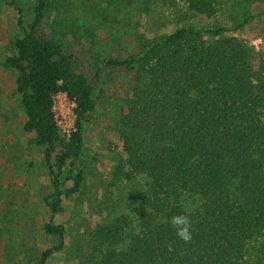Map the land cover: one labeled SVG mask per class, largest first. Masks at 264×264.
Instances as JSON below:
<instances>
[{"label":"trees","instance_id":"1","mask_svg":"<svg viewBox=\"0 0 264 264\" xmlns=\"http://www.w3.org/2000/svg\"><path fill=\"white\" fill-rule=\"evenodd\" d=\"M3 1L17 11L21 32L1 64L16 72L29 142L43 147L51 186L43 228L56 238L34 261L18 264H46L65 245V227L53 217L81 192L85 168L96 160L85 134L104 67L92 70L47 33L48 0L35 1L27 23L17 0ZM184 1L198 15L217 10L216 0ZM254 20L246 16L232 29ZM229 32L180 26L105 59L131 75V97L114 123L124 157L113 173L114 183L130 185L128 209L91 232V264H242L246 245L264 237V55ZM60 92L75 106L67 137L53 110ZM192 195L199 206L187 212L182 200ZM174 214L189 216L191 243L170 227Z\"/></svg>","mask_w":264,"mask_h":264},{"label":"rangeland","instance_id":"2","mask_svg":"<svg viewBox=\"0 0 264 264\" xmlns=\"http://www.w3.org/2000/svg\"><path fill=\"white\" fill-rule=\"evenodd\" d=\"M24 23L33 16L36 0H17ZM213 16L198 15L184 0H48L47 33L78 55L92 70L104 67L95 109L85 134V145L96 160L85 168L81 192L64 199L53 217L65 227V245L46 264H91L90 237L96 223L125 212L130 183H114L113 173L123 161L121 140L114 123L131 97L130 73L105 66L106 58H123L136 50L141 39L168 34L180 26L202 31L218 26L249 42L264 55V0H216ZM17 11L0 0V264L34 261L39 252L56 242L45 232L49 210L44 196L50 190L43 147L29 142L23 128L24 115L15 92L16 72L1 61L12 53V39L20 34ZM255 20L239 29L244 17ZM87 62V63H86ZM74 104L64 94L54 99L60 132L68 136L74 126ZM187 212L196 211L198 197L183 200ZM242 264H264V237L249 242Z\"/></svg>","mask_w":264,"mask_h":264},{"label":"clouds","instance_id":"3","mask_svg":"<svg viewBox=\"0 0 264 264\" xmlns=\"http://www.w3.org/2000/svg\"><path fill=\"white\" fill-rule=\"evenodd\" d=\"M138 218V217H137ZM139 219V218H138ZM170 227L175 231L176 236L184 243H191L193 239L192 224L188 215L174 214L168 221ZM168 251L171 252L174 249L171 244L167 246Z\"/></svg>","mask_w":264,"mask_h":264},{"label":"built area","instance_id":"4","mask_svg":"<svg viewBox=\"0 0 264 264\" xmlns=\"http://www.w3.org/2000/svg\"><path fill=\"white\" fill-rule=\"evenodd\" d=\"M58 94H64L65 96H66V94L65 93H62V92H60V93H58ZM58 94H56L55 96H54V99H55V97L58 95ZM66 98L68 99V97L66 96ZM68 100H70V99H68ZM71 101V100H70ZM72 102V101H71ZM73 103V102H72ZM74 104V103H73ZM53 110H54V107H53ZM56 117V116H55ZM74 127V126H73ZM73 129V128H72ZM71 129V130H72ZM70 130V131H71ZM70 131L68 132V135H69V133H70Z\"/></svg>","mask_w":264,"mask_h":264}]
</instances>
